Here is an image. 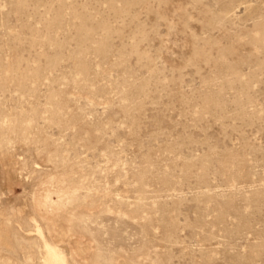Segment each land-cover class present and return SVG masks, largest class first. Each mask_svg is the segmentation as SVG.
I'll use <instances>...</instances> for the list:
<instances>
[{
	"label": "rangeland",
	"instance_id": "374dc122",
	"mask_svg": "<svg viewBox=\"0 0 264 264\" xmlns=\"http://www.w3.org/2000/svg\"><path fill=\"white\" fill-rule=\"evenodd\" d=\"M44 240L264 264V0H0V264Z\"/></svg>",
	"mask_w": 264,
	"mask_h": 264
},
{
	"label": "bare ground",
	"instance_id": "6f19581e",
	"mask_svg": "<svg viewBox=\"0 0 264 264\" xmlns=\"http://www.w3.org/2000/svg\"><path fill=\"white\" fill-rule=\"evenodd\" d=\"M44 249L46 264H65V255L58 247L44 240Z\"/></svg>",
	"mask_w": 264,
	"mask_h": 264
}]
</instances>
